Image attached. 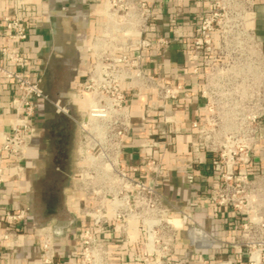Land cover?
<instances>
[{"label":"built area","instance_id":"2783aa9c","mask_svg":"<svg viewBox=\"0 0 264 264\" xmlns=\"http://www.w3.org/2000/svg\"><path fill=\"white\" fill-rule=\"evenodd\" d=\"M162 1L98 0L80 38L69 96L52 99L43 77L27 73L32 60L21 46L41 0H9V10L0 16L6 40L0 80L13 84L15 92L10 129L0 130V188L9 181L20 187L27 173L24 161L40 131V111L51 107L80 129L72 178L78 197L73 209L81 223L71 256L62 259L51 228L29 225L27 207H0V247L31 236L40 264H176L183 253L199 263L209 261L183 247L182 231L194 224L192 212L173 208L163 193L159 146L171 144L169 136L183 130L174 110L189 93L183 83L166 81L150 66L175 41L157 32ZM255 3L206 0L186 47L194 63L189 74L201 76L204 101L190 122L186 166L195 171L208 165L204 200L215 217H224L230 233L225 248L237 264H264V158L259 155L264 44L254 28ZM136 103L145 107V117L157 113L163 127L157 128L158 140H147L128 162L124 142Z\"/></svg>","mask_w":264,"mask_h":264},{"label":"crops","instance_id":"0c3cea01","mask_svg":"<svg viewBox=\"0 0 264 264\" xmlns=\"http://www.w3.org/2000/svg\"><path fill=\"white\" fill-rule=\"evenodd\" d=\"M206 0H163L161 4V16L157 26V32L168 39H174L173 43L165 51L164 57L158 62L151 63L156 73L168 82L183 83L189 93V99L181 101L174 110V117L181 122L183 130L170 135L171 144L159 146L164 165L163 193L167 202L175 209H184L192 212L194 224L182 231L183 247L201 252L209 258L207 263H199L190 260L187 254L181 255L176 264H237L232 253L225 248V242L230 237L223 216L215 217L208 204L204 200L207 184L202 181L209 174L208 165L203 164L197 170L192 171L186 166V158L189 144L192 140L190 122L194 120L202 107L203 100L199 96V88L202 83L201 76L189 74L193 62L189 60L186 52L190 42L194 25L199 21ZM254 28L257 37L264 44V0H255ZM98 0H41L36 10V18L30 22V33L21 46L23 51L32 60V66L28 70L31 77L42 76L43 86L47 92L48 66L51 62L62 63L71 61V37L65 32L63 24L69 26V22H81L83 29L76 36L74 57L76 66L80 52V38L90 27L91 10L97 7ZM9 10V0H0V16ZM44 14L40 16V14ZM69 29V27H67ZM80 36V37H79ZM61 38V39H58ZM6 44L2 36V23L0 21V48ZM0 54V64H4ZM74 71L67 79V87L59 96H69L68 82L73 80ZM72 82V81H71ZM15 87L9 82L0 80V130L8 132L12 119L10 100L14 95ZM46 106L40 111L38 126L40 131L28 152L24 165L27 173L20 180L19 188L14 182H8L0 188V207L16 208L25 206L28 208L29 225L48 226L51 228L57 247V255L60 258L70 257L71 249L75 243V232L81 223L80 217L73 209V204L78 197L73 192L74 181L70 176L63 215L59 213L42 214V209L32 204L37 194L35 175L39 166L46 161V150L50 137L42 131V121L49 114ZM143 106L136 103L131 108L132 130L125 140L124 147L127 151L128 162L137 158L136 150L145 144L147 140H158L157 128H162L160 118L155 112L145 117ZM151 134L146 131V124ZM161 140V139H160ZM264 158V147L259 152ZM56 171L63 172L61 166L54 165ZM15 190V196L10 194ZM46 192H44L45 194ZM126 260V257H122ZM0 264H40L39 252L31 236L18 240L12 247H0Z\"/></svg>","mask_w":264,"mask_h":264},{"label":"rangeland","instance_id":"374dc122","mask_svg":"<svg viewBox=\"0 0 264 264\" xmlns=\"http://www.w3.org/2000/svg\"><path fill=\"white\" fill-rule=\"evenodd\" d=\"M68 25L69 26L63 24L62 27L64 28L63 30L67 32L71 37V43L69 46H71L72 49L70 56L73 59L75 46H77L78 44L76 36L78 37V35L81 33L83 25L80 21L76 23L69 22ZM67 27H69V29ZM49 108L51 109V107ZM53 116L54 113L52 111L49 112V114H47L48 120L52 119ZM65 120L67 122H71V120L66 117ZM43 130L46 133L45 135L50 137V140L48 142V149L46 150L47 159L42 163L43 165L39 166V170H37V173L34 177L36 182L37 194L35 195V199L32 200V204H35L36 208L42 209L44 192L58 189L61 196V210L59 214L63 215V213L65 212L63 206L69 187L70 176H72L76 171L80 129L75 123L74 125L72 124L71 136L67 147L62 145L61 141L62 138L66 136V132L60 126L52 124L46 126L45 128H43ZM55 164L61 166L63 172H65V175L55 170Z\"/></svg>","mask_w":264,"mask_h":264},{"label":"flooded vegetation","instance_id":"af4514ba","mask_svg":"<svg viewBox=\"0 0 264 264\" xmlns=\"http://www.w3.org/2000/svg\"><path fill=\"white\" fill-rule=\"evenodd\" d=\"M76 66V59L73 58L71 61L62 62V63H54L51 62L48 66V79L46 82L47 93L52 99H55L59 93L64 92L67 87V79L74 71ZM51 112L52 110L49 109ZM53 112V111H52ZM67 118V117H66ZM69 119V118H68ZM72 122V123H71ZM67 122L65 117L60 115L53 116L52 119L48 120V118L42 121V131L46 126L56 124L60 126L65 132L66 136L62 138V145L68 146L69 139L71 136V126L74 125V122ZM45 133V132H44ZM43 206H42V214H51V213H59L61 210V196L58 189H53L51 191H47L44 195Z\"/></svg>","mask_w":264,"mask_h":264},{"label":"water","instance_id":"95a60500","mask_svg":"<svg viewBox=\"0 0 264 264\" xmlns=\"http://www.w3.org/2000/svg\"><path fill=\"white\" fill-rule=\"evenodd\" d=\"M71 81H72V80H69V82H68V89H69V87H70ZM57 97H61V96L58 95ZM57 97H56V98H57Z\"/></svg>","mask_w":264,"mask_h":264}]
</instances>
